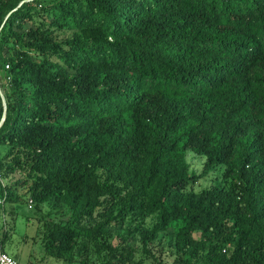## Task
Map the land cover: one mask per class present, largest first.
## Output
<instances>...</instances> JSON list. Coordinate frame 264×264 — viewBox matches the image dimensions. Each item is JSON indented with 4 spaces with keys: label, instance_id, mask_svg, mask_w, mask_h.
I'll return each mask as SVG.
<instances>
[{
    "label": "trees",
    "instance_id": "16d2710c",
    "mask_svg": "<svg viewBox=\"0 0 264 264\" xmlns=\"http://www.w3.org/2000/svg\"><path fill=\"white\" fill-rule=\"evenodd\" d=\"M0 70V195L70 211L44 225L49 255L130 216L122 240L175 227L177 264H264V0H0Z\"/></svg>",
    "mask_w": 264,
    "mask_h": 264
},
{
    "label": "rangeland",
    "instance_id": "374dc122",
    "mask_svg": "<svg viewBox=\"0 0 264 264\" xmlns=\"http://www.w3.org/2000/svg\"><path fill=\"white\" fill-rule=\"evenodd\" d=\"M71 32L72 30H57L55 33L59 38H63ZM0 80L3 94H5L8 92L9 86L5 71L0 70ZM2 153L3 149L0 145V154L2 155ZM186 160L189 163V171L198 175L202 170L204 156L188 150ZM222 171V165L210 170L204 177L198 178L192 185L188 186L187 189L199 191L212 185L222 184ZM11 178L9 182L16 179L17 175H13ZM25 192L24 187L18 188L15 194L18 200L5 202L0 206V238L2 236L5 238L4 250L22 263L81 264V261L84 260L86 264H106L110 257L109 247L116 246L118 251L125 248L130 253L127 254L123 249V254L126 257L123 260H111L110 264H177L173 246L175 227H169L166 232L159 234L155 240L146 245H143L138 233L122 240V235L127 232L128 227L139 224V220H134L130 216L108 225L97 242L86 241V247L81 253L74 251L71 262L66 263L61 259L52 257L43 246L44 225L48 222L66 221L70 216V211L53 201L46 202L37 209L33 203L29 202ZM154 222L155 217L153 215L148 216L144 220V225L150 227Z\"/></svg>",
    "mask_w": 264,
    "mask_h": 264
},
{
    "label": "built area",
    "instance_id": "2783aa9c",
    "mask_svg": "<svg viewBox=\"0 0 264 264\" xmlns=\"http://www.w3.org/2000/svg\"><path fill=\"white\" fill-rule=\"evenodd\" d=\"M9 78H7L8 80ZM3 90L1 87V83H0V106L2 107V103H3ZM1 117H2V113H1ZM0 117V120H1ZM4 121V120H3ZM2 121V122H3ZM1 122H0V126H1ZM6 184V179L2 177L1 171H0V189L5 187ZM6 197V191L3 190L2 195H0V205H2L4 203ZM29 202L32 203V201L29 199ZM0 264H25L20 262L18 259H16L14 256L10 255L9 253H7L4 249L0 248Z\"/></svg>",
    "mask_w": 264,
    "mask_h": 264
},
{
    "label": "water",
    "instance_id": "95a60500",
    "mask_svg": "<svg viewBox=\"0 0 264 264\" xmlns=\"http://www.w3.org/2000/svg\"><path fill=\"white\" fill-rule=\"evenodd\" d=\"M5 114H6V101H5V98L3 96V103H2V117H1V120L0 122L2 123V121L4 120L5 118Z\"/></svg>",
    "mask_w": 264,
    "mask_h": 264
},
{
    "label": "crops",
    "instance_id": "0c3cea01",
    "mask_svg": "<svg viewBox=\"0 0 264 264\" xmlns=\"http://www.w3.org/2000/svg\"><path fill=\"white\" fill-rule=\"evenodd\" d=\"M2 247L4 248V245H2Z\"/></svg>",
    "mask_w": 264,
    "mask_h": 264
}]
</instances>
